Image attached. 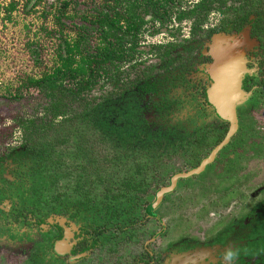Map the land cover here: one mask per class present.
Listing matches in <instances>:
<instances>
[{
  "label": "flooded vegetation",
  "instance_id": "obj_1",
  "mask_svg": "<svg viewBox=\"0 0 264 264\" xmlns=\"http://www.w3.org/2000/svg\"><path fill=\"white\" fill-rule=\"evenodd\" d=\"M244 2L246 1L118 0L116 6L117 27L118 34L122 37V41L118 45L120 52H127L133 46L139 53L140 48H143L140 46L139 38L145 33L146 35L150 33L153 35L152 37L164 34L169 38L163 45H160L161 43H157L155 46L148 45L149 49L159 50L156 55L160 63L159 66L156 64L146 65L143 60H136L126 71L121 65L122 61L119 63L120 86L118 90H124V83L128 81L125 75L131 77L134 82L138 75L143 76V71H147L146 67L152 68L153 66V75L158 74L159 68L165 67L162 69L164 76L162 74L161 78L165 79L166 77L163 89H166L170 108L163 114L164 122L177 116L184 123V132L186 129L188 134L190 130L193 131L191 142L188 141L187 136L183 146H177L179 150H182L180 153L187 155L183 159L185 165L183 168L178 170L173 163H169L170 170L166 174H149L144 178V181L148 183L147 190L142 194L146 195L148 199L145 215L147 219L152 218L160 222V228L157 231L148 232L147 238L143 236L138 239L135 227L123 228L118 222L114 224L105 221L96 223L87 219L85 233L81 230L80 225L70 218L69 212H53L43 220L41 216L29 213L25 206H17L15 200L10 197L8 188L9 183L15 179L13 172L16 164L9 157L10 151H6L0 155V262L5 259L8 264L11 259L21 257V264H264V168H261L263 171L258 173V169L252 172L256 175L247 183L251 186V191L245 192L242 191V188L232 189V184H228L231 188L223 195V198L229 197L230 194L232 196L236 194V198L233 200L222 199L220 202L224 205V209L215 211L223 214V211L227 210L228 213L223 215L227 217V220H224L223 216L215 217L216 221L210 224L209 231L202 235L186 233L187 238L185 239L181 240L178 237L172 241H165L169 231L165 229L166 224L161 222L162 216L155 212L170 194L179 189L181 181L199 178L212 167L219 170L222 165L224 170L225 166H228L226 163L228 155H231V158L234 157L233 151H237L239 145L243 147L245 142H250V139L253 138V134L246 131L244 136L242 133V141H237L243 130V128L241 130V113L237 106L238 128L228 143L216 153L202 172L178 178L173 189L164 193L161 200L155 204L159 189L170 186L174 175L189 172L198 167L201 161L221 143L229 130V121L221 118L209 102L207 90L213 83L209 72L206 73L203 83L196 79L186 80L188 73L199 61L204 65H210L213 62L210 49L214 38L227 35L231 38L240 35V33H246L249 39L256 40L257 43L247 50V72L242 78V89L249 93L245 99L249 103L253 102L256 92L259 93L258 86L256 87L254 84L248 90L245 88L244 82L246 76L254 75L261 80L259 82L264 81V39L260 41L257 36L252 35L251 24L256 19V15L252 11L253 2L250 1L248 4ZM98 8H101L100 5L94 7V9ZM262 8L256 4L257 10ZM215 12H226L227 23L208 27L204 21L207 16L209 17ZM247 12L250 13L246 20ZM187 20H194V24L190 27L187 35H181L180 33L184 29L183 25ZM149 23H156L158 27L152 30L146 29ZM200 27H205L206 30L200 31ZM201 32L203 33L199 34ZM180 35L184 36L181 44L176 43V38ZM202 40L210 43H207L206 46L208 47L206 56L201 55L193 62L190 54L194 49L195 51L199 50L196 46L201 44ZM166 49L170 50V55L174 60L171 61V64L170 62L164 63L158 57V54ZM130 51L135 52L134 50ZM240 60L242 62V59ZM133 91H138L136 84L133 86ZM160 91L156 94L163 95V92ZM260 96L259 94L258 98ZM262 96L264 102V93ZM144 98L149 100V94L145 93ZM171 101L176 102L177 106ZM153 112L154 110L143 111L144 118L147 121L154 120L156 116ZM149 113L151 116L153 115L152 119L147 118ZM206 117L209 119V123H203ZM221 133L223 134L222 139L217 142L216 137ZM259 134L264 139V131H260ZM198 138L205 139L202 146H196ZM213 139L216 143L209 146L208 142L213 143ZM191 145L196 146V150L188 153ZM261 148L259 147V149ZM189 154L195 156L189 158ZM188 158L190 162L187 160ZM11 165L12 169H10ZM251 168L252 166L249 167V169ZM230 178L233 181V177ZM247 194L249 197H246ZM142 195L140 193V196ZM246 198H248V202L245 201ZM216 199L218 200L217 197ZM242 200L245 204L250 205L248 211H241ZM213 213V211L212 213L208 211L207 215L210 216ZM137 221L138 219H136ZM139 222L142 220L139 219Z\"/></svg>",
  "mask_w": 264,
  "mask_h": 264
},
{
  "label": "trees",
  "instance_id": "obj_2",
  "mask_svg": "<svg viewBox=\"0 0 264 264\" xmlns=\"http://www.w3.org/2000/svg\"><path fill=\"white\" fill-rule=\"evenodd\" d=\"M245 1L247 4L250 1L254 4L252 11L256 19L251 24L252 35L262 41L264 39V0ZM112 2H114L113 5L105 3L104 9H96L97 17L94 21L89 20L93 23L91 30H98L99 40L105 44L102 48L92 50L87 45L86 49V16H80L82 19L78 23L71 22L80 24L79 30L83 32L79 35L78 41L71 43L64 40L58 44L55 53L58 66L49 72L42 73L39 78H30L28 87L41 90L51 102L41 117L18 120L17 125L23 130L24 141L19 149H11L9 154L12 162L16 164L13 172L15 179L9 183L8 188L15 204L25 206L29 213L41 216L43 220L53 212H69L70 218L78 223L85 233L87 219L96 223L105 221L114 224L120 221L123 228L126 223L131 224L133 219H127V215L131 214L130 211H135L133 216L139 214L136 213L142 197L140 196L139 201H136L135 193L139 192L142 195L147 190L148 183L144 181V178L149 176L151 169L156 171L152 173L153 175L166 174L170 170L168 165L166 167L160 161L157 163L151 160V157H156L154 149L159 147H148L149 150L143 152L141 144L151 141L152 138L161 142L162 139L159 137L171 133L175 136L171 143L182 146L184 139L188 136L187 129L186 132L183 131L185 130L184 123L177 116L161 125L164 121L163 114L168 111L170 104L166 97V89H163L166 77L164 79L160 74L153 75V66L152 68L146 67L147 71H143V76L138 75L134 82L131 77L125 75L128 81L124 83V90H118L120 86L119 63L123 58L118 45L122 37L118 34L117 27L118 0H112ZM256 4L263 8L257 10ZM61 9L65 14V6ZM249 13L245 15L246 20ZM60 30H63L62 24ZM79 48L82 50L80 51ZM130 50L135 51L132 46L128 49V55L133 53ZM178 55L180 56L179 53ZM158 57L164 63L170 62L171 64V61H174L168 49L158 54ZM64 79H70L71 85ZM101 79L105 80L99 83ZM259 81L261 80L256 75L246 76L245 88L249 90L255 84L259 91L256 94L263 95L264 81ZM135 84L137 92L133 91ZM158 91L163 92V95L156 94ZM96 93L98 94L95 95ZM145 93L149 94V100H145ZM66 100L72 102L71 107L76 102H83L84 110L80 113L69 114L70 103ZM171 103L177 106L176 102L171 101ZM147 110H154L153 113L156 116L154 120L147 121L144 118L143 111ZM62 115L68 123L74 122L80 125V122H85L86 130L93 128L95 131L93 134L99 143L118 142L123 149L130 150L129 158H132L133 162L132 165L125 166L122 180L117 179L116 176L110 177L105 170L92 167L96 157H94L95 154L88 153V146H86V156L80 157L79 153L82 151L79 145L75 148L69 147L67 144L69 139L65 136L59 135L55 142L42 141L43 132L52 127H59L61 121L56 122V119ZM199 131L204 132L201 129ZM217 136L216 141L218 142L223 134ZM204 140V138H198L196 146H202V142L205 143ZM214 143H216L214 139L213 143L208 142L209 146ZM255 144V141H252L249 147L255 148ZM59 146L72 151L62 152ZM131 146L132 148H129ZM196 146L191 145L188 153L196 150ZM255 151L257 155L260 154V149H255ZM233 153L236 155L238 152L233 151ZM127 155L125 152L122 154L114 152L108 157V162L118 168L119 161L127 159ZM188 156L192 158L195 155L189 154ZM67 158H70L69 162L65 161ZM89 166L91 167L88 169ZM79 168L86 169V173L91 169L100 172H94L95 182L91 185L86 186V178L82 172L79 176H82L81 181H77V175H79L77 174L73 184H69L67 188L64 186V189L61 186L58 187L61 181L58 178L59 174L67 177ZM160 168L163 169V173H159ZM98 190L102 192L99 193Z\"/></svg>",
  "mask_w": 264,
  "mask_h": 264
},
{
  "label": "rangeland",
  "instance_id": "obj_3",
  "mask_svg": "<svg viewBox=\"0 0 264 264\" xmlns=\"http://www.w3.org/2000/svg\"><path fill=\"white\" fill-rule=\"evenodd\" d=\"M105 3L113 5L114 2L112 0H0V155L11 149H19L22 145L24 134L22 128H19L17 125L18 120L41 117L45 113V108L50 104L51 101L47 100L46 94H43L39 89H30L28 84L31 77L39 78L42 73L49 72L58 66L55 53L59 43H62L64 40L71 43L78 41V37L83 31L79 30L80 24H75L71 21L78 23L82 19L80 16H86V49L87 45L92 50L102 48L105 45L99 40L98 30H91L93 26L91 21H94L98 14L94 7L100 5L101 8L98 9H103V5H106ZM64 6L65 14L62 13L61 9ZM227 19L226 12H215L209 15V17L207 16L204 22H206L205 24L208 27H212V25L227 23ZM61 24L63 25V30H60ZM192 24H194V20H187L183 25V32L180 34L187 35ZM157 27L156 23H149L146 29L152 30ZM200 28V31L206 30L205 27ZM181 35L176 38V43H183L184 36ZM152 36L150 33L147 35L146 33L142 34L139 40L140 46L143 48H140L139 53L135 51L128 55V51L127 54L125 51L121 52L123 54L121 65L124 70H129L130 65L136 60H143L146 65L156 64L159 66L160 63L156 56L157 50L149 49L148 45L152 44L155 46L157 43L163 45L169 38L164 34L156 37ZM229 41V46L231 45L235 51H238L245 61L248 59L247 50L257 43L256 40L249 39L246 33H240V35L232 37ZM244 41L246 46L243 43ZM207 43L206 40L204 42L202 40L201 44L196 46L201 50L195 51L194 49L190 54L193 62L201 55L206 56ZM218 48V51L221 53L224 52V49H228L227 45H224V48L222 45H219ZM79 50L81 51L82 49L79 48ZM200 62L195 64L192 71L188 73L186 76L187 81L196 79L203 83L209 64L204 65L200 64ZM176 68L179 69L178 66ZM162 69L159 68L157 73L162 75ZM139 70L141 69L139 68ZM103 80L105 79H101L99 83H102ZM64 81L66 83L70 82L71 85L70 79H64ZM14 95L16 96L14 97ZM258 96L259 94L257 93L251 103L244 100L238 104V109H240L241 113V130L243 127L245 132L249 131V133L253 134L250 142H246L243 144V147L236 149L238 153L234 157L231 158V155H228L229 158L226 159L228 166H225L224 170L222 165L219 170L216 167L215 169L212 167L199 178L181 181L179 189L170 194L156 209L155 212L159 216H162L161 222L166 224L165 229L169 231L167 232L165 241H172L178 237L182 240L187 238V234L202 235L209 231L210 224L216 221L215 217H221L228 213L227 210H224L223 214L215 212L224 209V205L220 201L224 200V198L232 200L236 198V194L233 196L230 194L229 197L223 198V195L231 188L228 184H232V189L239 190L242 188V191H251V186L247 183L256 175L252 172L258 169V173L263 171L261 168H264V139L259 134L260 131H264V102L262 101L263 96L261 95L259 98ZM66 101L70 103V108H68L69 114L80 113L84 110L85 104L83 102H76L71 107L72 102ZM152 116L149 113L147 118L152 119ZM59 121H61L59 127H52L43 132L44 137L42 136V141L55 142L59 135L65 136L69 139L67 143L69 147L75 148L79 145L82 151L79 153L80 157L86 156V146H88V153H93L95 154L94 157H96L93 160L94 166L91 165L92 167L105 170L106 174L112 178L116 176L119 180L123 179L125 166L132 165L133 162V159L129 158L130 150L123 149L118 142L111 144L99 143L93 134L95 132L94 129L91 127L92 129L86 130L85 122V124L80 122V125L78 123L74 124V122L68 123L63 115L57 117L56 122ZM165 123L163 121L161 125ZM203 123H209V119L206 117ZM244 131H241V136L237 141H242V133ZM192 135L193 131L190 130L188 134L189 142L192 141ZM159 138L162 139L161 142L152 138L151 141L141 144L143 152L149 150L148 147L157 146L159 148L154 149L156 157L151 158L153 162L158 163L160 161L166 167L169 163H173L178 170L183 168L185 165L183 162L184 157L180 153L182 150L177 148V145L181 146V144L175 145L171 143L175 139V136L170 133ZM252 141L256 143L255 148L249 147ZM259 147L262 148L259 151L260 154L257 155L255 149H259ZM59 148L65 153L72 151L71 149V151L66 149V147L59 146ZM129 148H132V146ZM114 152H121V154L125 152L128 154L127 159L119 161L120 166L118 168H115V165L113 166V164L108 162V157ZM82 160L86 162V160ZM65 161L69 162L70 158H67ZM250 166H252L251 169H249ZM10 169H12V165ZM92 170L94 169L86 173V169L81 170L79 168L78 171L67 177L59 174L58 178L61 181L58 187L61 186L64 189V186L67 188L69 184H73L77 174H79L77 175V181H81L82 176H79L82 172L86 178V186L88 184L91 185L95 182V173L100 172L99 170L97 172ZM159 171V173H163V169L160 168ZM155 172L153 169L150 170V174ZM230 177H233V181ZM114 185L116 186V184ZM98 192L100 193L102 190H98ZM135 194L136 201H139L140 193ZM141 197L136 213L139 214L133 216L135 211H130L131 214L127 215V219H133L132 223H126L124 226L128 227L129 225L130 229L131 226L135 227L138 239H141L143 236L147 238L148 232L151 230L157 231L161 226V223L157 220L146 218L145 207L147 206L148 199L146 195H142ZM246 197H249V194ZM243 201L241 211L245 212L249 210L250 205L248 203L245 204ZM245 201L248 202V198ZM208 211H211V213L213 211L214 213L208 216ZM136 219H138L137 222ZM139 219L142 222H139ZM223 219L227 220V217L223 216ZM119 224H121L120 221ZM133 227L132 230L134 229ZM20 258H13L8 264H21L22 260ZM6 263L5 259L0 262V264Z\"/></svg>",
  "mask_w": 264,
  "mask_h": 264
},
{
  "label": "water",
  "instance_id": "obj_4",
  "mask_svg": "<svg viewBox=\"0 0 264 264\" xmlns=\"http://www.w3.org/2000/svg\"><path fill=\"white\" fill-rule=\"evenodd\" d=\"M231 38H214V43L211 45L210 49L213 62L208 67V72L213 83L207 90L209 102L214 106L217 114L221 118L229 121V130L221 143L217 145L211 151V153L201 161L198 167L190 170L189 172H182L174 175L170 186L159 189L155 204L161 200L164 193L173 189V186L176 184L178 178H185L190 175L202 172L205 166L213 160L216 153L228 143L230 137H232V135H234V133L237 131L238 117L236 108L240 102L246 99L249 93H246L242 89V78L244 73L247 72L246 61L238 51H235L231 45L229 46V40ZM243 43H245V41ZM219 45H222L223 48L224 45H227L228 49H224V52L221 53L218 51ZM233 54H237L242 57V68L239 67L237 61L233 58Z\"/></svg>",
  "mask_w": 264,
  "mask_h": 264
},
{
  "label": "bare ground",
  "instance_id": "obj_5",
  "mask_svg": "<svg viewBox=\"0 0 264 264\" xmlns=\"http://www.w3.org/2000/svg\"><path fill=\"white\" fill-rule=\"evenodd\" d=\"M233 58L237 61V63H238V65H239V67H241L242 68V63H243V60H242V62H241V60L240 59H242L241 57H240V55H237V54H233Z\"/></svg>",
  "mask_w": 264,
  "mask_h": 264
}]
</instances>
